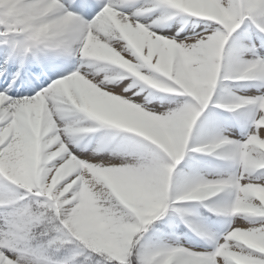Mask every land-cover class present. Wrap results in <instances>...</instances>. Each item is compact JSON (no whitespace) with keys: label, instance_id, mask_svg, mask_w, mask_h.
I'll list each match as a JSON object with an SVG mask.
<instances>
[{"label":"snow or ice","instance_id":"6c2138e0","mask_svg":"<svg viewBox=\"0 0 264 264\" xmlns=\"http://www.w3.org/2000/svg\"><path fill=\"white\" fill-rule=\"evenodd\" d=\"M0 264H264V0H0Z\"/></svg>","mask_w":264,"mask_h":264},{"label":"bare ground","instance_id":"6f19581e","mask_svg":"<svg viewBox=\"0 0 264 264\" xmlns=\"http://www.w3.org/2000/svg\"><path fill=\"white\" fill-rule=\"evenodd\" d=\"M184 24L186 25L184 27V32H188L189 29L196 27L194 23V18L186 19L184 17H175L174 19L165 22L162 25H159L156 30L160 31L161 33H167L173 29H179L181 25ZM184 33H181L183 35ZM124 81H122L121 84H123Z\"/></svg>","mask_w":264,"mask_h":264},{"label":"rangeland","instance_id":"374dc122","mask_svg":"<svg viewBox=\"0 0 264 264\" xmlns=\"http://www.w3.org/2000/svg\"><path fill=\"white\" fill-rule=\"evenodd\" d=\"M239 87H242L243 88V90H245V91H251L252 90V88L251 87H244L242 84L241 85H239ZM141 95H145V93H142ZM161 101L159 100V99H154L153 101H152V103H160ZM217 111H222V110H217ZM224 115H228L227 113H224Z\"/></svg>","mask_w":264,"mask_h":264}]
</instances>
